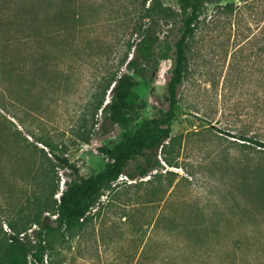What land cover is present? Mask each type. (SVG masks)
<instances>
[{"label":"rangeland","instance_id":"1","mask_svg":"<svg viewBox=\"0 0 264 264\" xmlns=\"http://www.w3.org/2000/svg\"><path fill=\"white\" fill-rule=\"evenodd\" d=\"M150 1L78 0L76 49L55 53L47 60L45 81L29 79L25 95H19L16 71L28 48L16 41L23 0H0V242L12 234L7 223L20 222L35 196H48L49 182L58 181L57 199L71 175L61 168L52 173L46 164L40 172H26L42 161L37 149L48 152L38 139H50L87 177L108 162L100 147L113 146L142 120L167 109L171 54L145 79L135 77L140 119L105 135L92 126L97 83L124 52L130 25ZM158 2L179 13L177 0ZM178 27L159 24L161 45H172ZM262 31L264 0H202L188 71L178 89L170 155L165 161L160 154L154 177L121 176L77 236L50 238L47 264H264V197L255 196L264 187V148L238 139L264 140ZM85 135L88 143L81 140ZM141 161H132L127 173ZM130 217L141 232L132 231ZM153 222L176 230L166 235ZM31 230L34 226L27 233Z\"/></svg>","mask_w":264,"mask_h":264},{"label":"trees","instance_id":"2","mask_svg":"<svg viewBox=\"0 0 264 264\" xmlns=\"http://www.w3.org/2000/svg\"><path fill=\"white\" fill-rule=\"evenodd\" d=\"M146 1L142 0V5ZM177 4L179 13L176 14L169 7L161 6L158 0H151L130 25L126 39L124 37V52L114 60V65L102 73L97 83V100L91 113L92 126L98 125L99 135H105L114 126L126 128L132 121L140 119L141 99L134 91L137 84L135 77L145 79L160 59H166L171 54L173 69L166 86L167 109L150 120H142L132 134L113 146L100 147L98 152L108 162L99 172L87 177L79 175L78 169L68 163L50 139H38L48 152L35 147L42 154V161L39 160L40 163L35 167H25L26 172H40L41 166L46 164L50 165L52 173L55 168H61L70 171L71 175L64 182V189L57 199L54 198L59 190L56 180L48 183V196L40 193L33 198L27 208L28 214L21 213L20 222L7 223L12 234L0 242V264H47L46 254L53 250L50 238L57 234L63 239L73 238L82 232L101 197L115 191L117 185L114 183L120 176L124 175L129 180H133L136 175L143 178L160 166V154L167 160L175 142V138L171 137V125L179 111L178 89L188 71L190 41L197 29L202 0H177ZM21 5L18 16L21 36L16 41L28 48L21 55L16 73L19 77V95H25V85L29 88V79L38 78L42 82L44 78L45 81L51 69L48 59L54 58L55 53L63 56L76 49L81 24L78 9H75L78 0H23ZM160 23L165 26L179 23V36L172 45H161L157 35ZM258 41L262 43L259 51L264 54V37ZM261 111L264 112V104ZM238 139L264 148V140L255 141L245 136ZM81 140L88 143L89 137L85 135ZM138 158L142 161L135 172L127 173L130 163ZM32 177L36 179L38 175ZM255 196L264 197V187L259 188ZM132 217V231L141 232L142 226L132 221ZM151 224L170 236L176 230V226L157 222ZM30 226H34V230L29 234L27 231Z\"/></svg>","mask_w":264,"mask_h":264},{"label":"built area","instance_id":"3","mask_svg":"<svg viewBox=\"0 0 264 264\" xmlns=\"http://www.w3.org/2000/svg\"><path fill=\"white\" fill-rule=\"evenodd\" d=\"M124 179H126V177H123ZM122 179V177L120 176L117 180H121Z\"/></svg>","mask_w":264,"mask_h":264}]
</instances>
